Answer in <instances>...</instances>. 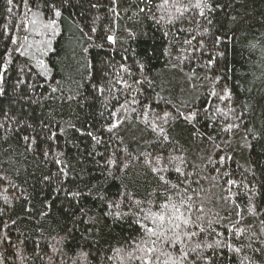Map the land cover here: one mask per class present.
<instances>
[{
    "label": "trees",
    "instance_id": "obj_1",
    "mask_svg": "<svg viewBox=\"0 0 264 264\" xmlns=\"http://www.w3.org/2000/svg\"><path fill=\"white\" fill-rule=\"evenodd\" d=\"M149 257L264 264V0H0V264Z\"/></svg>",
    "mask_w": 264,
    "mask_h": 264
},
{
    "label": "snow or ice",
    "instance_id": "obj_2",
    "mask_svg": "<svg viewBox=\"0 0 264 264\" xmlns=\"http://www.w3.org/2000/svg\"><path fill=\"white\" fill-rule=\"evenodd\" d=\"M200 5L197 4L196 7H199ZM59 15V13H57ZM111 40L112 37H109ZM179 171V169H176ZM175 187V186H174ZM188 200H191V197H188ZM166 211H162L159 214L151 217L152 223L156 225L158 228L162 229V231L157 232L156 228H148L147 232L149 233V240L154 245L157 243V240H151L152 236H156L158 240L162 239L165 241V243L175 246L176 244L181 242V235L188 236L190 238L189 234L184 231L182 228V225L188 226L191 225V211L193 208V205L190 203H186L183 197L181 198L180 204L177 205L174 202L169 201V203L165 204L163 206ZM181 208H184V211H181ZM197 211H201V209L197 206ZM167 225V227H165ZM166 233H171V235H166ZM191 235H195V233H192ZM148 242H146L147 244ZM146 251L148 253L155 252V248L153 247H147ZM186 254L184 259H186ZM145 264H152V258L149 257L146 259ZM175 264V262H174Z\"/></svg>",
    "mask_w": 264,
    "mask_h": 264
}]
</instances>
